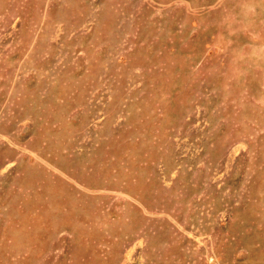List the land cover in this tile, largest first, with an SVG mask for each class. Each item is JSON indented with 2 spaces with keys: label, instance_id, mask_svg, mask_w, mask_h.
I'll use <instances>...</instances> for the list:
<instances>
[{
  "label": "rangeland",
  "instance_id": "374dc122",
  "mask_svg": "<svg viewBox=\"0 0 264 264\" xmlns=\"http://www.w3.org/2000/svg\"><path fill=\"white\" fill-rule=\"evenodd\" d=\"M0 264H264V0H0Z\"/></svg>",
  "mask_w": 264,
  "mask_h": 264
}]
</instances>
